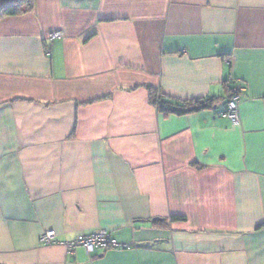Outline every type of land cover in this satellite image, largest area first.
<instances>
[{
	"label": "crops",
	"instance_id": "0c3cea01",
	"mask_svg": "<svg viewBox=\"0 0 264 264\" xmlns=\"http://www.w3.org/2000/svg\"><path fill=\"white\" fill-rule=\"evenodd\" d=\"M148 88L220 100L167 116ZM260 226L264 0H35L0 20V264H264ZM100 231L127 248L68 251Z\"/></svg>",
	"mask_w": 264,
	"mask_h": 264
},
{
	"label": "trees",
	"instance_id": "16d2710c",
	"mask_svg": "<svg viewBox=\"0 0 264 264\" xmlns=\"http://www.w3.org/2000/svg\"><path fill=\"white\" fill-rule=\"evenodd\" d=\"M35 0H0V20L6 17H15L30 13L34 9ZM150 92V102L158 110L159 113L164 115L186 116L199 113L216 106L220 98H204L191 100L186 102H175L164 97L158 90L148 88ZM235 95H239L237 89L232 90L229 99ZM173 221H185L183 217H174ZM260 226L258 230L263 229Z\"/></svg>",
	"mask_w": 264,
	"mask_h": 264
},
{
	"label": "built area",
	"instance_id": "2783aa9c",
	"mask_svg": "<svg viewBox=\"0 0 264 264\" xmlns=\"http://www.w3.org/2000/svg\"><path fill=\"white\" fill-rule=\"evenodd\" d=\"M61 32L53 33L49 36L50 41L62 38ZM239 102L240 96L235 95L231 97L224 111V116L229 118L233 124L239 123ZM57 233L55 231H47L41 234L39 242L41 245L50 246L57 244ZM83 247L88 254H93L97 250H111L119 248H127V246H121L116 241L112 240L106 231H100L89 236H79L74 242L67 244V249L70 253L74 252L76 248Z\"/></svg>",
	"mask_w": 264,
	"mask_h": 264
}]
</instances>
